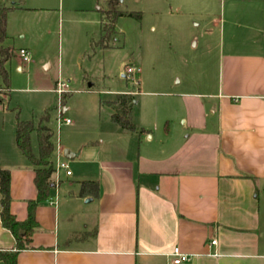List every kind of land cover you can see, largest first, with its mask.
I'll return each mask as SVG.
<instances>
[{
  "label": "crops",
  "instance_id": "0c3cea01",
  "mask_svg": "<svg viewBox=\"0 0 264 264\" xmlns=\"http://www.w3.org/2000/svg\"><path fill=\"white\" fill-rule=\"evenodd\" d=\"M184 6L212 8L210 0ZM211 23L220 33L217 81L204 80L208 93L188 102L182 136L168 129L162 138L133 116L136 130L127 131L111 120L116 99L107 101L119 128L111 132L128 143L67 145L72 159L55 149V167L66 160L72 173L55 172L17 264H174L176 247L191 257L182 264H264V0H220L219 17L198 24L204 45ZM0 168L10 170L11 212L24 221L35 169L17 145L0 150ZM83 181L98 182L97 197L81 196ZM15 250L0 220V252Z\"/></svg>",
  "mask_w": 264,
  "mask_h": 264
},
{
  "label": "rangeland",
  "instance_id": "374dc122",
  "mask_svg": "<svg viewBox=\"0 0 264 264\" xmlns=\"http://www.w3.org/2000/svg\"><path fill=\"white\" fill-rule=\"evenodd\" d=\"M108 1L0 0V7H13L3 46L15 51L4 64L9 82L0 74V150L15 148L17 118L38 125L45 113L56 150L90 141L103 150L126 144L127 137L111 132L119 128L106 105L121 93L134 98V123L146 121L162 138L168 129L182 136L188 102L208 93L204 80L217 81L220 33L211 23L213 34L204 45L206 35L198 24L219 17L220 0H210L208 14L186 8L191 0H119L120 9L141 12L142 20L119 18L116 34L103 48L98 43ZM20 48L31 52L29 62L17 57ZM129 67L133 74L127 73ZM57 81L69 85L63 102L54 89ZM65 119L72 124L60 125ZM32 149L38 151L36 132Z\"/></svg>",
  "mask_w": 264,
  "mask_h": 264
},
{
  "label": "trees",
  "instance_id": "16d2710c",
  "mask_svg": "<svg viewBox=\"0 0 264 264\" xmlns=\"http://www.w3.org/2000/svg\"><path fill=\"white\" fill-rule=\"evenodd\" d=\"M13 7H0V74L9 82V76L4 69V64L15 56L12 48L4 47L6 39L7 15ZM104 20L101 22V47H109L108 42L116 34V23L121 17H131L142 20V13L119 9V0H109L108 10L102 12ZM67 93L61 98L64 101ZM134 98L131 94H119L113 102L115 112L111 116L113 123L119 125L127 131H135L132 121ZM48 113H45L38 125L33 121H22L17 118L15 127V143L21 153L31 162L35 169L34 184L37 190V197L27 202V219L20 221L11 212V173L8 169L0 168V220L6 229L11 231L16 239V250L10 253L0 252V261L6 264H17L19 251L29 249L33 234L39 227L36 219V210L39 204L51 198V191L55 182L53 176L56 172L53 163L55 145L53 143V129L49 125ZM144 130H141L142 133ZM36 132L38 142L37 154L32 149V134ZM81 196L91 195L97 197L99 194V184L97 181H83L81 183Z\"/></svg>",
  "mask_w": 264,
  "mask_h": 264
},
{
  "label": "built area",
  "instance_id": "2783aa9c",
  "mask_svg": "<svg viewBox=\"0 0 264 264\" xmlns=\"http://www.w3.org/2000/svg\"><path fill=\"white\" fill-rule=\"evenodd\" d=\"M18 55H19V58L21 59V61L23 63H27L31 60L30 59L31 53L29 50H27L25 48L20 49L18 51ZM134 72H135V69L133 67H129L127 69L128 74H133ZM55 91L59 95V99L61 102V98L70 92L68 83L64 82V81H58L57 85L55 87ZM62 123L70 124L71 121H70V119H65V120H62V122H60V125ZM55 170H56V172L64 171L66 173V175H68V176H70L72 173L70 168H69V164L66 160L58 162L56 167H55ZM216 242H217L216 240H213L212 244H216ZM172 256L174 257V260H173L174 264H182L184 262H188L191 260V257L187 254L182 253L179 247H176L173 250Z\"/></svg>",
  "mask_w": 264,
  "mask_h": 264
},
{
  "label": "water",
  "instance_id": "95a60500",
  "mask_svg": "<svg viewBox=\"0 0 264 264\" xmlns=\"http://www.w3.org/2000/svg\"><path fill=\"white\" fill-rule=\"evenodd\" d=\"M89 86H91V85H89ZM64 155L67 159L73 158V154L68 149L64 151ZM88 201H92V199H89Z\"/></svg>",
  "mask_w": 264,
  "mask_h": 264
}]
</instances>
